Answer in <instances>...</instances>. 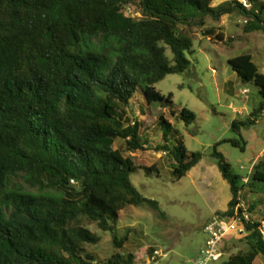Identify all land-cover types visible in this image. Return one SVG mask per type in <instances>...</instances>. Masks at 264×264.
Segmentation results:
<instances>
[{
	"label": "trees",
	"instance_id": "obj_1",
	"mask_svg": "<svg viewBox=\"0 0 264 264\" xmlns=\"http://www.w3.org/2000/svg\"><path fill=\"white\" fill-rule=\"evenodd\" d=\"M212 1L0 0V264L135 263L133 253L118 251L129 231H114L127 206L159 211L158 202L130 181L140 168L158 176L159 166L126 154L148 145L147 137L140 138V122L127 115L134 93L168 109L173 121L158 116L161 135L154 149L165 153L177 181L202 157L186 149L176 128L192 123L195 114L175 108L172 93L163 95L154 84L190 66L192 38L186 30L200 26L203 38L223 43V31L205 27L204 16L218 21L237 12L245 17L244 32L264 35V1L247 0L249 7ZM227 63L241 84L256 88L260 101L246 121L231 122L236 137L212 146L230 191L219 216L241 217L245 230L234 236L243 246L223 264H252L264 257V202L242 207L240 196L246 187L263 194L264 158L252 164L243 184L217 146L228 142L244 149L240 129L264 111V74L247 54ZM83 220L111 232L117 251L104 260L86 252L84 245L100 237ZM225 246L223 241L222 254Z\"/></svg>",
	"mask_w": 264,
	"mask_h": 264
},
{
	"label": "rangeland",
	"instance_id": "obj_2",
	"mask_svg": "<svg viewBox=\"0 0 264 264\" xmlns=\"http://www.w3.org/2000/svg\"><path fill=\"white\" fill-rule=\"evenodd\" d=\"M222 1L213 0L212 3ZM131 12L132 16L139 17L133 8ZM221 18L213 21L204 16V21L205 27H220L225 35L223 43L216 44L203 38L200 26L188 28L186 32L192 38V51L186 54L190 66L181 73L167 74L154 84L155 89L163 95L172 93L175 108L184 107L195 114L194 121L189 125L179 123L176 126L186 149L202 154L200 161L184 177L173 181L165 155L154 149L161 135L157 126L158 116L164 115L173 121L168 109L160 107L157 102L146 104L139 91L134 93L127 109L128 117L140 122V138L147 137L148 145L144 151L126 154L135 156L138 163L159 166L158 176L147 175L142 168L130 175V181L142 196L158 202L159 211L147 206H127L119 212L114 231L117 236L129 231L127 240L118 251L122 254L133 253L134 264H195L205 240L202 230L204 221L209 216H219L230 199L228 183L218 172L217 158L211 154L212 146L236 137L231 122L246 121L260 98L253 85L240 83L227 61L239 55H250L258 70L264 74V35L244 32L245 17L237 12L228 16L226 24L220 23L224 20ZM228 88L232 90L227 91ZM194 130L196 133H191ZM240 134L245 141L243 150L228 142H221L217 150L231 170L244 177V184L252 164L264 158V113L259 115L256 123L241 128ZM119 143L116 141L114 147ZM256 199L264 202V192L252 194L246 187L241 192L240 205L244 207L248 201ZM83 225L100 237L97 244L84 245L86 252H92L104 260L117 251L111 232L101 231L95 223L86 220H83ZM234 236L225 235L223 241L229 245L224 249L227 250L211 264H223L228 257L227 252L234 248L232 244L235 243L236 247L229 254L243 246ZM154 250H159L161 254L154 253L155 259H150Z\"/></svg>",
	"mask_w": 264,
	"mask_h": 264
},
{
	"label": "built area",
	"instance_id": "obj_3",
	"mask_svg": "<svg viewBox=\"0 0 264 264\" xmlns=\"http://www.w3.org/2000/svg\"><path fill=\"white\" fill-rule=\"evenodd\" d=\"M237 1H239L242 6H250L247 0ZM243 91L247 93L246 90ZM161 153L163 155L165 154L163 151H161ZM243 218L247 219V215L243 214ZM202 230L205 234V240L203 246L199 250L198 257L195 259V264H211L212 262L217 261L222 256L220 247L225 235H241L245 231L241 217L234 216L232 219H225L220 218L218 215H212L203 225ZM154 253H157L158 255L161 254L159 250H154L150 259H155Z\"/></svg>",
	"mask_w": 264,
	"mask_h": 264
},
{
	"label": "crops",
	"instance_id": "obj_4",
	"mask_svg": "<svg viewBox=\"0 0 264 264\" xmlns=\"http://www.w3.org/2000/svg\"><path fill=\"white\" fill-rule=\"evenodd\" d=\"M224 1H226V0H224ZM213 2V1H212ZM223 2V1H222ZM219 3H221V2H219ZM219 3H211V5L212 6H216L217 4H219ZM230 15V14H229ZM229 15H225V16H223L222 18H221V20L224 18V20H222V21H220V23L223 25V24H226V22H227V20H229V18H228V16ZM251 58H252V56H251ZM232 89L231 88H228L227 89V91H231ZM264 113V111L262 112V114ZM256 195H258V194H256ZM215 211H213L212 212V214L214 213ZM211 214V215H212ZM211 216H209L205 221H204V223L203 224H205L206 222H207V220L210 218ZM225 243H226V245H229L226 241H225ZM232 249H235V248H232ZM231 249V250H232ZM231 250H230V252H231ZM230 252H227L228 253V255H229V253ZM252 264H264V257H262L261 255H258L254 260H253V262H252Z\"/></svg>",
	"mask_w": 264,
	"mask_h": 264
}]
</instances>
